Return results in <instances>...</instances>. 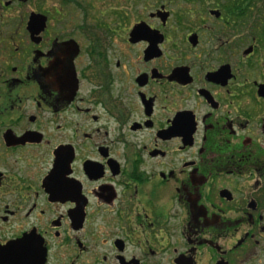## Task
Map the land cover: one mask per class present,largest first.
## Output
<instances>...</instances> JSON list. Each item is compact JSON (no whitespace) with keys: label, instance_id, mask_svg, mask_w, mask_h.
I'll return each mask as SVG.
<instances>
[{"label":"flooded vegetation","instance_id":"1","mask_svg":"<svg viewBox=\"0 0 264 264\" xmlns=\"http://www.w3.org/2000/svg\"><path fill=\"white\" fill-rule=\"evenodd\" d=\"M184 1L0 2V264H264V0Z\"/></svg>","mask_w":264,"mask_h":264},{"label":"rangeland","instance_id":"2","mask_svg":"<svg viewBox=\"0 0 264 264\" xmlns=\"http://www.w3.org/2000/svg\"><path fill=\"white\" fill-rule=\"evenodd\" d=\"M32 2L25 7V9L33 8V2H36L45 7L49 8H59L65 7L72 16L81 19L82 12L89 13V15H98L100 20H108V13L115 8H142L143 6H148L153 0H31ZM184 3V0H181ZM1 4L3 0H0ZM155 4V3H154ZM38 7V5H34ZM86 7V9H84ZM98 10L100 13H98Z\"/></svg>","mask_w":264,"mask_h":264},{"label":"water","instance_id":"3","mask_svg":"<svg viewBox=\"0 0 264 264\" xmlns=\"http://www.w3.org/2000/svg\"><path fill=\"white\" fill-rule=\"evenodd\" d=\"M33 17H34V16H33ZM33 17L30 18V21L33 20ZM139 30H141V27H140V26L138 27V25L135 26V27L133 28L132 32H131V35L133 36L136 32L138 33ZM137 33H136L135 35H137Z\"/></svg>","mask_w":264,"mask_h":264},{"label":"trees","instance_id":"4","mask_svg":"<svg viewBox=\"0 0 264 264\" xmlns=\"http://www.w3.org/2000/svg\"><path fill=\"white\" fill-rule=\"evenodd\" d=\"M84 9H86V7H84Z\"/></svg>","mask_w":264,"mask_h":264}]
</instances>
